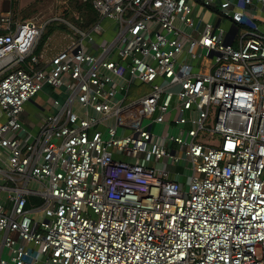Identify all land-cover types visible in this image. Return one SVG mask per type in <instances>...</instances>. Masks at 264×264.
<instances>
[{"label": "built area", "instance_id": "built-area-1", "mask_svg": "<svg viewBox=\"0 0 264 264\" xmlns=\"http://www.w3.org/2000/svg\"><path fill=\"white\" fill-rule=\"evenodd\" d=\"M19 1L0 12V264H264V0H93L87 30L52 20L73 36L45 62L51 20ZM46 85L64 100L29 130Z\"/></svg>", "mask_w": 264, "mask_h": 264}, {"label": "crops", "instance_id": "crops-1", "mask_svg": "<svg viewBox=\"0 0 264 264\" xmlns=\"http://www.w3.org/2000/svg\"><path fill=\"white\" fill-rule=\"evenodd\" d=\"M3 5H5L6 8L8 7V10H2L1 9L0 12H2V13L8 12L10 10V5H11L10 0H0V8H2ZM18 6L20 7L19 4H18ZM19 11H20V8H19ZM20 14H21V12H20ZM107 24L109 25V24H111V22L107 21ZM61 32H62L60 34L61 39H59L58 41H60L62 43H55V39L50 38L51 34L48 36L49 39L47 40V42L42 47L39 54H37V55H40L41 61L45 62L46 60H49L52 55H54L59 50H62V48L67 47L72 42L71 36H73L72 35L73 33L69 34L63 30H61ZM110 36H111V32L107 31L105 36L101 39V42L107 41ZM38 94H40V97H39L40 102H38V101L36 102L35 100L33 101V98L35 97L34 96L30 101H28L24 105V108H23L24 110L21 113V118L24 121L26 127L29 130H33V131L36 130L39 123L42 121L43 116L46 113L56 111L57 108L55 106H53L52 101H51L52 98H58L61 101H63L64 97H65V93L62 90H58V89L53 88L49 85H46L44 87V89ZM28 103L32 104V106L28 107L27 106ZM1 193H0V195H1ZM2 196H4L3 193H2ZM30 198H31V196L29 197V199ZM3 199H4V197H3ZM32 205H34V204H32Z\"/></svg>", "mask_w": 264, "mask_h": 264}, {"label": "rangeland", "instance_id": "rangeland-1", "mask_svg": "<svg viewBox=\"0 0 264 264\" xmlns=\"http://www.w3.org/2000/svg\"><path fill=\"white\" fill-rule=\"evenodd\" d=\"M71 4H72L71 0H20L19 1V5H20L19 8H20V12H21L22 16H24L25 18H34L36 20L38 19V20H40V22L41 21H43V22L48 21L49 22L50 20H51V22H53L52 20H54L56 17L62 16V9L64 7L62 5L71 6ZM1 9L2 10H8V7L6 8V6L3 5V7L0 8V10ZM212 20H215V17H212ZM60 22L61 21L53 22V23H56V27L54 26V29H52V31L50 32L51 33L50 38H54L55 43H62V42L58 41L59 39H61L60 38V36H61L60 34L62 33L61 30L65 31L69 34L73 33L72 28L69 26H66L65 28L60 27V25H59ZM46 26H45L43 31H48L51 28V25H49L47 27ZM47 40H46V42H47ZM142 88H143V92L149 91V87H147V86H143ZM135 95H137V94L134 93L131 96L134 97ZM39 97H40V94L36 95L33 98V101L35 100L36 102L37 101L40 102ZM27 106L30 107V106H32V104L28 103ZM214 139L217 140V138H214ZM187 171L191 172V170H189V169H187ZM1 178L2 177H1V173H0V183L2 182ZM31 186L38 187V184L32 183ZM2 193L4 194V192H2ZM2 193L0 195V200L3 199Z\"/></svg>", "mask_w": 264, "mask_h": 264}, {"label": "trees", "instance_id": "trees-1", "mask_svg": "<svg viewBox=\"0 0 264 264\" xmlns=\"http://www.w3.org/2000/svg\"><path fill=\"white\" fill-rule=\"evenodd\" d=\"M71 6L69 5H62L64 6L62 9V16L69 19L75 26H77L81 30H87L90 28L93 24L96 23V21L99 18L98 12L95 10L93 6V0H71ZM75 13L78 14V17H75ZM53 22H59V21H53ZM50 22L47 24V26L51 25V28L48 31H43L41 35V39L38 43V46L35 49V54H39L42 47L44 46L47 37L51 34L50 32L52 29H54V26L56 27V23ZM52 23V24H51ZM60 27L65 28L68 26L65 22H60ZM46 26V27H47ZM28 206L34 205H40L42 203V200L38 197H33L28 200ZM32 201V202H31Z\"/></svg>", "mask_w": 264, "mask_h": 264}]
</instances>
